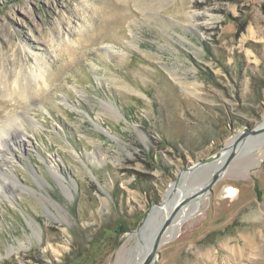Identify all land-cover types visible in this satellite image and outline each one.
Instances as JSON below:
<instances>
[{"label":"rangeland","instance_id":"obj_1","mask_svg":"<svg viewBox=\"0 0 264 264\" xmlns=\"http://www.w3.org/2000/svg\"><path fill=\"white\" fill-rule=\"evenodd\" d=\"M263 120L264 0H0V160L30 189L0 187V264H131L179 173ZM246 147L156 264H264V157Z\"/></svg>","mask_w":264,"mask_h":264},{"label":"bare ground","instance_id":"obj_2","mask_svg":"<svg viewBox=\"0 0 264 264\" xmlns=\"http://www.w3.org/2000/svg\"><path fill=\"white\" fill-rule=\"evenodd\" d=\"M195 54H197V53L195 52ZM20 116H22V115H18V117H20ZM13 122L14 121L11 120V124H13ZM21 126L22 125L20 124L19 127H17V129L20 132V134L22 135ZM2 131H4V130H0V135H1ZM239 136L240 135H236L234 138H232L228 142V146L231 147L233 142L237 138H239ZM251 140H252L251 142H253V143L251 144V142H250L247 145V147H246L247 154L251 153L252 151L261 150L262 151L261 158H263L264 157V133L261 134V135H258V136H253ZM3 143L6 146V142H3ZM4 144L2 145V143H0V146L4 147ZM230 149L231 148H228V150H230ZM1 160L4 161V158L1 159ZM1 160H0V170H1L2 174H5V176L7 177V178L5 177V179H7V180L5 182H3L2 184H0L2 192L5 193V188H6V185H7L6 182L8 181V179L11 181V184H13V185L15 184V186H16L15 189H16L17 193H19V194H21L22 192H24L26 190H30L27 186L23 185L22 183L21 184L18 183L17 180L13 179L10 175H8L6 173L7 171L4 168V164L2 165ZM225 161H226V155L224 157H222L221 159L215 161L216 163L212 164L213 168H212V171L210 172L209 176H212L214 172H216L218 169H220L225 164ZM259 162L260 161H258V164H259ZM221 177H223V175ZM221 177H220V179H221ZM181 181L182 182L180 183V186L178 187V191L176 192V195L179 193L177 195L176 199H174V200L172 199L170 202H168L170 193H171V191H173L172 190L173 186L171 187V189L168 190L167 194L165 195V198H166V200H165L166 203L165 204L166 205H164L165 209H164V212H163L164 221L166 219H170V222L168 224V228L166 229L165 233L163 234L162 243H165L171 237L175 236L174 233H177L179 231L180 225L183 223V221L185 219H187V216L190 215L191 213H193L195 210L197 211L200 208V206L204 203L205 199H203V198L200 199L198 197L206 196L208 194V192L210 191V190L209 191H205L206 185H204L202 188L195 189L193 191H190L189 193H187V192L185 193L182 190L189 191L188 189L184 188L186 179L182 178ZM60 185H61V187L63 189H65V185L66 184L63 181H62V183H60ZM227 192H228V194H227L228 197L234 198L237 195V193H234V189L231 188V187L227 188ZM6 196H8V195H6ZM192 198H193V200L191 202H189L185 207H183L186 204V202L189 199H192ZM53 205L57 209L59 208V210H60V207H59L58 204H55L53 202ZM188 207H192L193 208V211L191 213H189L190 211H187ZM185 213H188V214L186 216H183V214L185 215ZM178 214H180V217L176 218V216ZM152 224H153V214L151 213L149 215V217L143 222V225L141 227V228H143L142 232L141 233L133 232V233L130 234L129 239L130 240H134V242H135V245H133V247H131V252L133 254V257H132L133 260H132L131 264H142L143 260L148 255V253L150 251V245H149L148 240H149V235H150V233L152 231ZM146 235H148L147 238H146ZM242 236L244 237V240H245V248H244V250H242V248H237V247H235V249H232L237 256H241L242 254H244L245 250H247V249H249V251H253L254 252V250H257V248H258L257 243L255 241L256 240V236H255V234L252 231L243 233Z\"/></svg>","mask_w":264,"mask_h":264},{"label":"water","instance_id":"obj_3","mask_svg":"<svg viewBox=\"0 0 264 264\" xmlns=\"http://www.w3.org/2000/svg\"><path fill=\"white\" fill-rule=\"evenodd\" d=\"M263 133H264V120L254 129L245 127L243 132L240 134L239 138H237L233 142L231 147H229L227 144L214 155L207 157L206 159L199 160L193 165L183 169L179 173V175L177 176L176 180L173 183V188H172L173 191H171L170 193L168 202H170L172 199L173 200L176 199L177 197L176 192L178 191V187L180 186V182L182 178L185 176L184 175L185 173H189L186 176V179H188L190 175H195L196 172L200 168L208 164H212L226 155L225 164L220 169H218L216 172H214L212 176H209L205 180V183H206L205 191H209V190L212 191V187L219 181L220 177L224 174V172L226 171L230 163L235 158H237L241 154L242 150L252 141L251 140L252 136H258ZM228 148H231V149L228 150ZM165 200L166 198H164L160 203H157L156 205L152 206L149 209V211L145 214L144 221L149 217L151 213L153 214V224H152V231L149 235V240H148L149 245H150V251L148 255L145 257V259L143 260L142 264H156V261L158 259L159 249H160V246L162 245V237L166 229L168 228V224L170 222V219H166L164 221L163 212L165 209L164 205H166ZM192 200L193 198L189 199L187 203L191 202ZM142 225L143 223L140 225L138 230L141 229Z\"/></svg>","mask_w":264,"mask_h":264}]
</instances>
